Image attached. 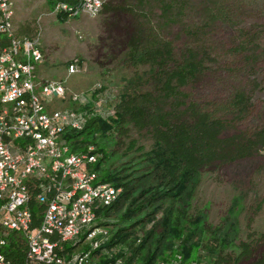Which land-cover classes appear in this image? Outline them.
<instances>
[{"label":"trees","instance_id":"1","mask_svg":"<svg viewBox=\"0 0 264 264\" xmlns=\"http://www.w3.org/2000/svg\"><path fill=\"white\" fill-rule=\"evenodd\" d=\"M61 1L80 6L82 0H47V4L52 9ZM190 1L104 2L100 15H130L134 23L126 51L114 58L124 72L117 84L120 91L116 116L106 121L92 120L84 131L67 136L74 150H82L88 144L96 146L103 155L97 166L102 181L123 189L118 202L105 211V216L114 218L124 211L115 226L133 223L121 228L112 240V244L118 242L129 247L132 253L129 264H159L177 253L187 263L202 264L207 257L210 264H239L245 256L252 255L258 243H264V230L250 243L237 245L235 240L228 241L225 228L208 225L205 209L194 204L201 178L209 175L206 169L213 164L264 154V128L223 136L229 127L227 121L217 118L216 112L203 111L184 101L182 92L201 75L210 57L208 45L198 42L201 36H206L205 30L216 22L228 26L245 24L261 0H206L208 6L201 3L202 16L194 17L186 31L193 42L186 53L178 56L164 31L187 19L191 10L195 11ZM259 7L263 14V0ZM57 17L61 21L69 19L64 14ZM35 26L33 35L39 30L37 21ZM240 31L245 37L243 27ZM17 35L31 37L26 29H20ZM247 42L242 45L246 51L255 44L252 38ZM230 107L244 117L251 107V98L237 92ZM143 138L152 140L151 150L140 144ZM237 200L241 198L233 199L234 211ZM42 209L41 205L33 208L34 226L39 224ZM159 213L162 218L157 221ZM233 213L231 217L238 215ZM150 224L143 241L136 245L132 237L136 229ZM4 254L12 264H26V240L19 235L11 238ZM253 264H264V254Z\"/></svg>","mask_w":264,"mask_h":264},{"label":"built area","instance_id":"2","mask_svg":"<svg viewBox=\"0 0 264 264\" xmlns=\"http://www.w3.org/2000/svg\"><path fill=\"white\" fill-rule=\"evenodd\" d=\"M104 2H57L37 19L35 35L20 37L15 0H0V264H12L4 249L18 235L26 240V264H129V247L112 244L114 235L104 229L115 225L105 211L123 189L102 181L97 166L103 155L96 146L74 150L67 138L92 120L115 117L118 91L100 83L90 91H72L67 80L85 71L79 60L69 64L63 80L37 73L46 58L43 16L95 19ZM36 205L43 207L38 226ZM161 218L159 213L156 220ZM151 226L136 229V245ZM159 264L196 262L187 263L177 253Z\"/></svg>","mask_w":264,"mask_h":264},{"label":"rangeland","instance_id":"3","mask_svg":"<svg viewBox=\"0 0 264 264\" xmlns=\"http://www.w3.org/2000/svg\"><path fill=\"white\" fill-rule=\"evenodd\" d=\"M110 1L113 0H106L107 3ZM190 3L195 11L191 10L187 19L164 31L173 42L178 56L186 53L191 46L193 40L186 36V31L194 17L202 16L200 13L204 5L200 6L201 3L207 2L191 0ZM152 4L156 6L153 1ZM261 4L262 0L251 12L254 15L248 16L241 26L216 22L205 30L206 36H201L198 42L208 45L210 57L201 75L182 90L184 101L196 104L203 111L216 112L217 118L227 121L229 127L223 136L264 128V56H261L264 51V13L259 7ZM205 5L208 6V3ZM49 10L47 0H15L16 30L26 29L32 36L36 30L35 22ZM157 14H160L159 10ZM41 27L46 58L38 67V75L39 71L42 75L39 77L63 80L69 64L79 60L85 71L82 75L70 76L68 87L84 92L100 83L119 94L117 84H120L124 72L114 58L126 51L129 35L133 33L134 23L130 15L103 14L95 19L80 15L67 21H61L57 16H43ZM242 27L246 38L241 34ZM250 38L255 44L246 51L242 45H246ZM257 85H260L259 89ZM240 91L251 98V107L244 117L238 116L230 107L234 94ZM140 144L147 151L152 148L151 139L143 138ZM207 172L209 175L203 176L198 184L194 204L196 208L205 209L208 225L212 228L224 227L229 233L228 241L235 240L237 245L258 238L264 230V154L257 153L232 163L213 164L206 169ZM235 197L241 200L235 202L234 211ZM231 212L238 215L231 217ZM123 214L124 211L118 212L113 221L122 218ZM132 224L109 225L104 229L115 235L121 228ZM263 244L258 243L252 255L245 256L239 264H253L264 254ZM202 260V264H210L207 257Z\"/></svg>","mask_w":264,"mask_h":264},{"label":"crops","instance_id":"4","mask_svg":"<svg viewBox=\"0 0 264 264\" xmlns=\"http://www.w3.org/2000/svg\"><path fill=\"white\" fill-rule=\"evenodd\" d=\"M81 16H83V15H81ZM76 18V17H75ZM42 65V64H41ZM37 73H38V71H37ZM81 75H82V73H81ZM38 76H42V75H40V71H39V75ZM41 78H43V79H46L45 77H41ZM48 80H53V79H48ZM70 88V87H69ZM71 90L73 89V88H70ZM73 91V90H72ZM76 92V91H75ZM85 92V91H84Z\"/></svg>","mask_w":264,"mask_h":264}]
</instances>
